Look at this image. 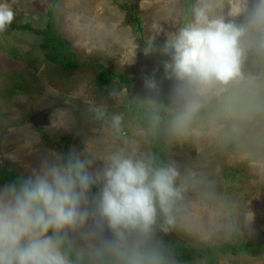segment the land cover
Masks as SVG:
<instances>
[{"label":"rangeland","instance_id":"1","mask_svg":"<svg viewBox=\"0 0 264 264\" xmlns=\"http://www.w3.org/2000/svg\"><path fill=\"white\" fill-rule=\"evenodd\" d=\"M7 2L15 18L0 32L1 164L27 178L33 169L40 168L44 154L53 160L62 157L64 150L70 153L74 149L82 158L92 159L95 170L97 162H104L106 155L122 148L135 151L140 158H151L150 139L158 135L167 163H174L180 172L177 184L183 190L176 225L165 233L159 230L162 222L158 221L156 238L161 246L165 240L172 245L198 246H221L239 238L264 242V113L214 119L217 103L212 102L194 130L175 135L169 131L172 82L164 78L161 54L152 51L145 55L150 44L161 47L182 27L187 3L191 20L196 0ZM49 11L81 63L76 68L63 70L44 57L40 30L47 24ZM228 12L229 0H223L219 14L227 17ZM100 64L143 78L101 86L95 80ZM153 76L160 85L159 94L145 87V78ZM45 104L52 106L51 111L42 109L47 110L46 118L37 127L32 119L34 111ZM148 108L158 112L154 123L165 109L159 131L139 123L141 113ZM116 115L121 116L119 126L113 123ZM26 125L34 130L33 138L21 135ZM13 126L18 131L11 132ZM43 132L52 140H45ZM66 134L71 135L68 144L60 140ZM173 264L208 262L200 257ZM212 264H264V254L222 252Z\"/></svg>","mask_w":264,"mask_h":264},{"label":"clouds","instance_id":"2","mask_svg":"<svg viewBox=\"0 0 264 264\" xmlns=\"http://www.w3.org/2000/svg\"><path fill=\"white\" fill-rule=\"evenodd\" d=\"M222 7L223 0H196L191 20L161 47L145 49L168 57L175 135L194 130L212 102L214 119L264 113V0H229L227 17ZM14 18L0 2V32ZM144 83L159 94L154 76ZM92 164L73 149L0 188V264H173L156 231L161 219L165 233L177 223L183 190L175 164L157 166L124 148L106 155L103 167Z\"/></svg>","mask_w":264,"mask_h":264},{"label":"trees","instance_id":"3","mask_svg":"<svg viewBox=\"0 0 264 264\" xmlns=\"http://www.w3.org/2000/svg\"><path fill=\"white\" fill-rule=\"evenodd\" d=\"M189 8L190 4L187 3L183 16L182 26H184V24L189 21ZM133 14L138 23L137 29L141 30L140 18L135 13V11L133 12ZM23 26L25 28H28L29 24H25ZM40 32L44 36V45L46 48L44 57L48 61L59 65L63 70H70L78 67L81 64L76 56V53L71 47L70 41L60 34L57 26L55 25L52 11L48 12L47 24L44 29L40 30ZM166 59H168V57L162 55L160 56L162 66L163 61ZM100 65L101 68L96 72L95 80L96 83L101 86L108 87L109 84L113 81L131 83L135 80L143 78L139 75H127L124 73L116 72L106 66H103L102 64ZM157 114L158 112L155 109H144V112L141 113V116L139 118V123L145 128L159 131L164 123L165 109H162L160 111L161 118L154 123V119ZM40 130L43 131L42 128H40ZM42 137L45 140H52L44 132L42 133ZM60 140L68 144L71 140V135L66 134ZM150 150L154 165L158 166L161 164H168L161 139L158 135H155L150 139ZM68 154L69 152L67 150H64L62 157H66ZM21 178L22 177L20 176V174L14 168L7 167L0 163V185L14 183ZM95 191L96 189L93 188V192ZM160 222H162V219L160 220ZM162 247L165 249L171 260L179 263H187L197 258L205 257L208 264H212L215 261L216 256L222 252L246 255L264 254V242H258L250 238H239L236 241L227 242L221 246L219 244H205L201 246L192 244L172 245L170 242L165 240L162 244Z\"/></svg>","mask_w":264,"mask_h":264},{"label":"crops","instance_id":"4","mask_svg":"<svg viewBox=\"0 0 264 264\" xmlns=\"http://www.w3.org/2000/svg\"><path fill=\"white\" fill-rule=\"evenodd\" d=\"M53 63V62H52ZM55 64V63H54ZM44 108H46V109H49L50 111H51V108H52V106H49V105H47V104H45V106L44 107H42V108H36V110L34 111V113H35V115L36 114H38V113H41L42 112V109H44ZM47 111V110H46ZM46 118V115H45V117H44V119ZM28 119H30V118H28ZM32 119H33V117H32ZM47 123H49V121H46ZM36 123V122H35ZM30 125V124H29ZM36 125H37V123H36ZM15 126H13V127H11V128H9L10 130H11V132H13V131H16L17 130V128H14ZM37 127H38V125H37ZM18 131V130H17ZM26 135L28 138H33V136H34V130H32L29 126H25V128L23 127L22 128V132H21V135ZM104 152V150H101V152H100V154H103V157H104V154L105 153H103ZM44 156V158H45V160L47 159V160H49V161H52V157H51V155H43ZM103 164H104V162H97V165H96V167L97 168H101V167H103Z\"/></svg>","mask_w":264,"mask_h":264},{"label":"water","instance_id":"5","mask_svg":"<svg viewBox=\"0 0 264 264\" xmlns=\"http://www.w3.org/2000/svg\"><path fill=\"white\" fill-rule=\"evenodd\" d=\"M106 17H105V19H106ZM45 114H46V111H42L41 113H38V114L33 116V120L37 123L38 126L44 124Z\"/></svg>","mask_w":264,"mask_h":264},{"label":"bare ground","instance_id":"6","mask_svg":"<svg viewBox=\"0 0 264 264\" xmlns=\"http://www.w3.org/2000/svg\"><path fill=\"white\" fill-rule=\"evenodd\" d=\"M112 45H114V43H113ZM112 47H113V46H112ZM112 47H111V48H112Z\"/></svg>","mask_w":264,"mask_h":264}]
</instances>
